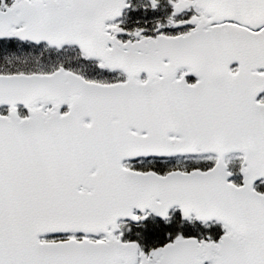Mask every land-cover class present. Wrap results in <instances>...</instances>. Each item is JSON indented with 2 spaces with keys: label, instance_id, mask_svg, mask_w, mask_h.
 Instances as JSON below:
<instances>
[{
  "label": "snow or ice",
  "instance_id": "snow-or-ice-1",
  "mask_svg": "<svg viewBox=\"0 0 264 264\" xmlns=\"http://www.w3.org/2000/svg\"><path fill=\"white\" fill-rule=\"evenodd\" d=\"M0 264H264V0H0Z\"/></svg>",
  "mask_w": 264,
  "mask_h": 264
}]
</instances>
